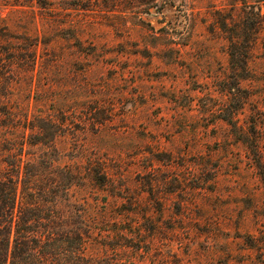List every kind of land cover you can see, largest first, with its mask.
Here are the masks:
<instances>
[{
  "label": "rangeland",
  "instance_id": "1",
  "mask_svg": "<svg viewBox=\"0 0 264 264\" xmlns=\"http://www.w3.org/2000/svg\"><path fill=\"white\" fill-rule=\"evenodd\" d=\"M241 6L0 0V51H12L1 99L28 106V120L46 126L45 140L27 136L37 143L25 144L23 159L43 172L76 168L68 191L76 207L97 202L125 212L134 201L140 239L150 243L136 262L264 264V47L258 39L251 50L252 76L239 92L247 99L233 113L219 28Z\"/></svg>",
  "mask_w": 264,
  "mask_h": 264
},
{
  "label": "trees",
  "instance_id": "2",
  "mask_svg": "<svg viewBox=\"0 0 264 264\" xmlns=\"http://www.w3.org/2000/svg\"><path fill=\"white\" fill-rule=\"evenodd\" d=\"M240 1L241 8L229 16V22H219L228 42L231 85L227 95L238 103L233 113L242 109L247 99L239 92L240 82L252 76L251 50L258 39L264 47V0ZM2 20L0 17V26ZM4 51H0V88L6 87L3 70L11 65L4 60L12 51ZM25 53L34 62V52L25 48ZM18 114L24 118H17ZM27 114L28 106H16L0 96V264H145L135 260L137 252L141 256L148 253L150 243L140 239L142 224L131 214L134 201L125 212H119L123 206L104 203L98 207L97 202L86 201V207H76L68 201L69 188L80 174L76 168L65 165L43 172L23 159L25 144L37 143L26 142L27 136L42 134L38 141L46 138V126L31 123ZM229 121L238 135L244 134L236 120ZM256 125L253 121L252 129ZM47 126L60 130L54 122ZM251 142L259 160V138L254 135ZM3 163L9 168L2 171Z\"/></svg>",
  "mask_w": 264,
  "mask_h": 264
}]
</instances>
